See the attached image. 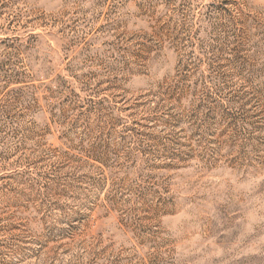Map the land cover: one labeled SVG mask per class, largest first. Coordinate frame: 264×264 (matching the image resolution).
<instances>
[{"label":"rangeland","instance_id":"obj_1","mask_svg":"<svg viewBox=\"0 0 264 264\" xmlns=\"http://www.w3.org/2000/svg\"><path fill=\"white\" fill-rule=\"evenodd\" d=\"M0 264H264V0H0Z\"/></svg>","mask_w":264,"mask_h":264}]
</instances>
